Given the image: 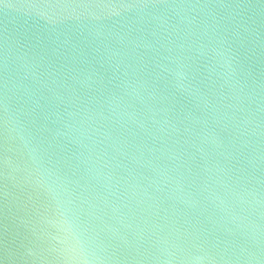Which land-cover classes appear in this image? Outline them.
<instances>
[{"label":"water","instance_id":"obj_1","mask_svg":"<svg viewBox=\"0 0 264 264\" xmlns=\"http://www.w3.org/2000/svg\"><path fill=\"white\" fill-rule=\"evenodd\" d=\"M0 264H264V0H0Z\"/></svg>","mask_w":264,"mask_h":264},{"label":"snow or ice","instance_id":"obj_2","mask_svg":"<svg viewBox=\"0 0 264 264\" xmlns=\"http://www.w3.org/2000/svg\"><path fill=\"white\" fill-rule=\"evenodd\" d=\"M71 203V201H69ZM60 225V230L65 235H58L55 237L64 247L60 249L63 252H74L76 250L83 251L84 241L81 239L79 215L73 213L71 218L65 217L62 220H52Z\"/></svg>","mask_w":264,"mask_h":264}]
</instances>
